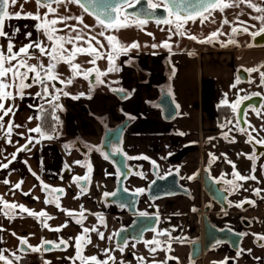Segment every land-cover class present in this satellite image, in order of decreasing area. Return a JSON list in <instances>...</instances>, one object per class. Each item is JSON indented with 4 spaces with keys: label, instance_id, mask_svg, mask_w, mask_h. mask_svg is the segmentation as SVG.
<instances>
[{
    "label": "crops",
    "instance_id": "crops-1",
    "mask_svg": "<svg viewBox=\"0 0 264 264\" xmlns=\"http://www.w3.org/2000/svg\"><path fill=\"white\" fill-rule=\"evenodd\" d=\"M16 28H19V32L15 36H11ZM33 29V24L30 28H21L20 25L13 29L6 27L5 32L10 34V38L16 46L14 50H18L19 47L30 42L28 38H24V34L33 32ZM34 41H38L37 38ZM133 41H137L140 47L133 48L126 54L120 53L115 56L114 66L119 69L116 71V75L119 77L117 86L128 91V98L134 93V89H139L142 92V100L138 105L131 107L125 99L113 101L115 95L103 97L101 91L94 87L92 88L93 96L77 94L75 96H79V99H73L74 96L61 98V107H58L57 128L53 135H48L52 136V139L43 138L40 133L29 131V129L40 126L39 115H33V117L29 113L30 110L24 115H20L17 108L14 110L15 115L19 116L12 115L13 117L9 121L21 127L13 129L10 136L11 143H8L9 137L6 136V126L9 121L4 123L5 129L0 130V164L12 161L8 168H0V173L9 175L8 181L11 185L22 181L20 189H17L12 197L4 198V200L22 204L37 213L41 210L45 211L53 217L46 221L50 228L54 229L67 223V226L62 227L59 232L52 231L44 227L42 222L44 218L31 216L27 212H20L19 209L10 213L14 218L6 217L3 214L6 209L2 208L3 205L0 204V249L6 250L4 254L12 259L13 264H23L25 259L28 261L33 259L32 262L36 264H46V262L49 264H73V260L70 258L76 257L75 238L77 236H85L91 240L90 243L81 241L84 256H96L101 261L107 260L110 255L114 256L115 260L109 261V264H121V262L123 264H140L137 257H143L144 264H153V262L163 264L166 257L178 258L170 259L172 264H219L231 255L228 252L229 246L224 244L220 253L219 249L215 248L195 261H188L190 247L185 241L194 239L200 233L197 207L202 203L203 194L200 190V180L195 179L194 175L204 165H208L212 169L214 176L228 181L233 180L232 165L235 164L236 171L241 175H255L256 177L254 180L235 181V184L242 185V187L264 184L257 168L253 171V168L245 166L240 161V157L244 156L241 153L248 152L245 146L232 141L231 137L225 138L226 131L222 123L227 121L219 114V106L225 104L224 101L215 105L209 104L205 108L203 73L206 71L208 75L211 72L218 57L228 60L229 63V83L227 85L229 89L225 88L230 92L227 102L231 105L239 97L241 79L237 73L238 59L235 55L239 48L231 45H213V47L197 49L187 46H172L171 51L169 49L153 50L143 47L144 44L141 43L143 40L135 39L130 40L129 43L126 40V45ZM6 48L7 38L4 43L5 51ZM32 51L35 58L30 63H38L41 56L38 51ZM109 51L111 49L101 52L104 54V58L99 61L98 65L102 69L104 67L103 71L106 67L109 68L107 59ZM191 58L196 59L194 76L197 82L195 90L199 99L196 109L191 107L190 99L193 95L187 82L189 72L186 66H189L194 60ZM139 71L145 76L141 77ZM161 84L166 85L178 107L177 115L172 120L164 118L160 106L150 107V103L156 101L160 96L156 86ZM234 84L235 87H233ZM117 102L120 103L121 108L118 120L130 118V123L123 134L121 147L129 164L136 168L125 183L126 188L134 191L138 188L145 190L154 178L153 166H156L161 175L173 170L178 171L181 181L188 184L193 193L192 196H167L153 201L145 195L142 196L139 204L140 211L158 214L159 222L156 230L158 233H166L163 238L166 246L168 242L171 243V251L166 249L159 255L157 252H150L151 245L146 246L144 242L134 248H124L123 252L119 251L118 247H112L118 227L127 222L131 216L125 210L120 211L106 201L104 193H112L116 189L118 169L108 158L105 159L104 153L97 150V147L103 138L105 128L103 118H108L109 126L118 123L110 122V109L112 104ZM210 102H213V99H210ZM85 109L91 112V117H87ZM29 117L33 118L29 119ZM29 137L32 138L31 143H29ZM77 137L92 149L87 155H84L76 147L74 142ZM38 139L42 143H46L44 145L46 151L42 157L38 154ZM217 143L225 144L228 148L224 152H220V148L214 147ZM22 145H27V150L17 152V149ZM13 153H16L15 160H12ZM213 156L216 157L214 162L212 161ZM129 157L133 159H129ZM142 157H147V159ZM75 161L82 163L76 164ZM217 161H225L228 168L219 169L216 164L214 165ZM89 163L92 168L91 173H88L87 165ZM52 174L53 176H51ZM85 175L90 176V179L84 184L85 186L74 182L73 177H84ZM189 177L193 178L189 179ZM41 182L63 187V194L56 195L61 208H57L55 202L45 203L47 196L40 186ZM24 193L29 194L24 195ZM244 194H246L244 199L249 197L248 192H244ZM56 198L52 200L55 201ZM239 201H241V197ZM239 201L237 198L234 200L235 203ZM62 209L72 210L74 215L69 216ZM81 211L84 213L83 217L79 215ZM97 214L103 217V223L100 222ZM232 214L234 215L232 217L233 226L238 227L240 213ZM77 220H81L82 223L78 224ZM93 227L102 232L105 238L100 239L97 232L94 231L83 232L84 228L92 229ZM20 238H26L28 245L36 247H39L43 241L59 243L61 238L68 244L66 247L48 251L41 249L25 251L21 249ZM151 238L152 235L147 237V239ZM147 239L145 241H149ZM253 240L254 238L248 235L241 253L236 256V262L227 261V264H264V252L253 243ZM105 249L110 251L106 253ZM12 253H16L19 259L12 256ZM34 253H39L41 259L32 258ZM75 264H80V260L76 259Z\"/></svg>",
    "mask_w": 264,
    "mask_h": 264
},
{
    "label": "snow or ice",
    "instance_id": "snow-or-ice-1",
    "mask_svg": "<svg viewBox=\"0 0 264 264\" xmlns=\"http://www.w3.org/2000/svg\"><path fill=\"white\" fill-rule=\"evenodd\" d=\"M18 0H0V37L7 38V48L6 51L3 49V47H0V130L5 129L4 124V118L8 116L9 114H15L13 109L14 105H11L9 107H5V103L7 101H14L17 97L20 99H23L25 96V89L33 87L34 85H40L42 88L41 92H37L35 95L37 97L41 96H49V88L47 82L54 81L59 79V74L55 71L56 66L60 62L67 63L70 67V71L72 73V76L67 80H60V83L62 84H71L72 80L78 76L82 75L85 79H88L89 76L92 75L94 69L89 68L87 70H84L81 68L80 64L74 63L77 55H90L94 57L89 62L93 65H95L97 59H101L104 57V54L100 52L99 48H102L103 45L100 44V41L97 40L96 36L89 35L87 39H85V35L83 33V30H78L73 25H68L65 23V28H68L71 32H75L76 35H67V36H61L57 35L59 31H62V29H58L56 27L59 23H64L68 20L75 19L78 21L79 24H83L84 28H88L89 25L84 24L83 17H71V16H57L56 18L49 19L50 14H55L57 12V9L53 7V4L59 6L61 4L65 3H75L79 5L84 12L94 15L96 23L104 30L114 29L119 30L122 28H128L133 25L136 27L142 28L143 25L148 23V19L150 17V14L152 12H155V10L159 8H163L167 15L163 19H157V24H165V25H174L175 31L173 32V28L169 27L168 31L175 35L184 36L186 35V32L184 31V26L189 22H195L198 18L200 20V23H204L209 19V16L211 13L215 10H219L223 12L226 8L231 7H238L239 4L244 3L247 4L249 8L254 10L258 15L252 16L251 19L257 20L260 22V28L252 32L251 35L253 37L257 35L264 34V6H261L260 4L254 3L253 0H200L199 6L196 8V11H188V6L184 5V0H148L147 2V8L141 9L139 12L132 11L128 12L127 9L134 8L135 5H138L141 3V0H119L118 3L106 6L103 9L102 13H96L92 10H90L84 3L83 0H36L37 5V11L35 13H24L23 12V6L21 5V11L11 13L9 12V7L15 6L17 4ZM25 2H30V0H25ZM94 2V0H93ZM40 8H46L47 11L41 16L39 9ZM32 19L34 21H38L34 25L35 29L37 31H43L44 35L47 37V40L51 42L50 46L44 45L42 41H31V32L25 33L26 38L29 39V43L25 44L18 48V50H14L16 48L15 44L13 43L12 39L10 38V34L4 31L5 28V20H11V19ZM229 21L225 18L223 20V24H228ZM241 25H243L245 22L240 21ZM251 27H255V25H252ZM244 31L248 32L249 28L247 26L243 27L242 29L238 27L232 28V33L235 34L238 31ZM19 32V28H16L11 33V36H15ZM149 36H152V33H147ZM99 36H105V31H101L98 33ZM223 35L222 31L220 29H217L216 31L209 34V36L205 37L202 40H198L200 43H211L213 41L218 40L219 36ZM106 40L108 41V44L110 46L111 51L107 53V59L109 62V68L107 69V72L112 71H118L114 66V58L115 56H118L120 53H127L133 48H139L140 45L137 41H133L129 45H123L119 42L118 38L114 35H107ZM189 39L197 40V37L195 35H189ZM169 40H171V35L169 36ZM169 40L161 42L160 45L153 44L152 47H164L169 49L171 51V44L169 43ZM93 41L96 42L97 45H99V48L94 46ZM80 42H83L87 44V47H84L81 45ZM236 43L234 39H230L227 41V44H233ZM66 44H71L72 48L71 50L67 49L65 47ZM227 44H222V46H227ZM32 50H36L39 52L40 56H46L49 60V63L45 65L42 60H38V63H30V61L35 58L34 52ZM190 55L192 53H189ZM96 71V82L97 83H103V81L99 78L102 75H106L107 72H100L98 69H95ZM249 72H260V83L261 85H264V71H260L259 68H252L248 69ZM236 85L234 84L233 87ZM14 90V91H13ZM114 91H124L123 89ZM59 92L60 90H57L56 95H52L51 100H49V104L52 105L53 109L56 107H61L58 104H53V101L59 100ZM63 95L68 96L70 95L68 92H63ZM80 95H84V93H81ZM130 95V94H129ZM253 95H259V93H253ZM73 99H79V96L72 97ZM90 98V97H89ZM250 99L249 96H243L238 98L233 104H231V108L233 112H236L238 109V106L243 102V100ZM225 104H227V100L224 101ZM41 111H43V107L41 106ZM256 111L257 115H260V111L258 109H253ZM33 117H29V119H32ZM58 119V117H54ZM237 124H239V121H237ZM20 125H15L12 121H9L6 126V136L9 137L8 143H11V133L14 128H19ZM249 127H252L249 125ZM241 133H246L248 135V141L252 142L255 137L252 136L251 132H248L247 129L240 127L238 129ZM255 131V129H252ZM30 132L34 133H40L43 138L52 139V136H48L42 128L38 125L35 128L29 129ZM225 138L227 139V134H225ZM32 138L29 137V143H31ZM255 142L257 144H264V140L256 139ZM27 145H22L17 149V152L19 151H25L27 150ZM67 147V146H66ZM98 150V149H97ZM115 152H120V148H115ZM241 155H247V154H241ZM107 155H105V159H107ZM143 159H147V157H142ZM249 159H255V153L248 156ZM16 159V153L12 154V160ZM129 159H133L132 157H129ZM216 157H212V161L214 162ZM12 161L10 160L8 163L0 164V168H8L9 164ZM76 164H81V161H75ZM229 163H232L229 161ZM155 164V162H153ZM233 166V180L226 181L227 184L232 185V190L235 191L238 187H242V185L235 184V181H245L248 179H256L255 175H249L244 176L241 175L238 171H236L235 164ZM67 167V165H65ZM88 173H91L92 168L91 164L89 163L87 165ZM255 169L253 168V171ZM35 175V173H33ZM141 175H143L141 173ZM193 177H189V179H192ZM90 176L85 175L84 177H73L74 182L79 183L81 180H89ZM3 183L8 184V180H4ZM21 182H18L14 185L16 189H19L21 186ZM42 184L43 190H48L49 186ZM82 188V192H83ZM63 189H51L49 192V196L52 195V193H60L63 194ZM127 191V189H125ZM144 191V189H136L135 192L137 194H140ZM257 195L260 194V189L254 190ZM29 193H24V195H28ZM115 196L116 193H104V196ZM55 202L57 208H61L60 203L58 202V197L55 201L52 199H45V203H53ZM244 203H254V201L245 200L237 203L236 207H242ZM0 204L3 205V208L6 209L4 211V215L8 218H14L10 215V213L15 210L19 209L20 212H27L29 215L37 217V218H44L42 221L44 223V227L49 228V230L57 231L59 232L62 227H66L67 223H65L62 226H59L57 228H50V226L46 223L47 220L53 219V217L49 216L45 211L41 210L39 213L30 210L26 208L22 204H16V203H10L3 199V197H0ZM67 213V215L72 216L74 215L72 210L62 209ZM195 211V209H193ZM81 217H83L84 213L81 211L79 213ZM99 216V214H97ZM140 216H147L148 214L146 212H140ZM100 222L103 223V217L99 216ZM78 224L82 223L81 220L76 221ZM155 231V229H152ZM90 231L97 232V235L100 237V239H104V234L102 232H99L95 227L92 229L84 228L83 232L88 233ZM15 235V233H13ZM165 235V233H157V236ZM244 235H247L245 233ZM257 237V239L264 241V235L260 234H253ZM111 239V237H109ZM84 240L86 243H90V238H86L85 236H77L75 238V246H76V257L70 258L73 260V264H75V260L79 259L80 264H109V261H114V256H109L107 260H99L96 256L86 257L82 254L81 249V241ZM21 244H27L26 238H20ZM145 245H154L153 247H150V252L155 253L158 248L161 246V241L157 239L156 237H153L150 241H144ZM43 244H53L55 248H60L61 245L67 246L68 242L65 241L63 238L60 239L59 243L52 242V241H43L42 244L39 247L31 246L32 251H39L40 248L43 247ZM125 246H127V240H125ZM132 247H135V244L132 245ZM118 250L123 252L124 247L118 245ZM167 250L171 251V243H167ZM6 250L0 249V262H3V264H13L12 259H10L8 256L4 254ZM110 250L105 249V252H109ZM249 252L251 250H248ZM239 255V253H238ZM12 256L16 257V259H19L18 256H16V253H12ZM137 259L140 261V264H144V258L143 257H137ZM168 259H178L175 257H168ZM46 264H49V262H46ZM123 264V262H121ZM155 264V262H153ZM163 264H166V261L163 262ZM219 264H227V258H225L224 261L219 262Z\"/></svg>",
    "mask_w": 264,
    "mask_h": 264
},
{
    "label": "rangeland",
    "instance_id": "rangeland-1",
    "mask_svg": "<svg viewBox=\"0 0 264 264\" xmlns=\"http://www.w3.org/2000/svg\"><path fill=\"white\" fill-rule=\"evenodd\" d=\"M254 3L260 4L261 6H263V0H253ZM21 5L23 6V12L24 13H35L37 11V5H36V0H30V2H25V0H18L17 4L15 6H11L9 7V12L11 13H15V12H19L21 11ZM53 7H55L57 9V12L55 14H50L49 15V19H53L56 18L57 16L63 17V16H71V17H83V21L84 24L89 25L88 28H84L83 24H79L77 20L75 19H71L68 20L64 23H59L56 25V27L58 29H62V31H59L58 33H56L57 35H61V36H67V35H72L75 36L76 33L75 32H71L68 28H65V23H67L68 25H73L75 26L78 30L82 29L83 33L85 35V39H87V37L89 35L91 36H96L97 40L100 41V44L103 45L102 48H99V45L96 44L95 41H93L94 46L98 47L100 52L105 51V50H109L110 46L108 44V41L106 40V36L107 35H114L118 38L119 42L123 45H126V40L128 41V43L130 42V40H143L141 41L143 45V47L149 48V49H153V50H167V48L164 47H156L153 48L152 45L156 44V45H160L161 42L169 40V36L171 35V40H169V43L171 44V47H182V46H187L188 48H208V47H213L214 45V41L211 43H200L198 42V40H202L205 37L209 36L210 33L216 31L217 29H220L223 33V35H220L218 40H216V42H219L221 45L222 44H227V41L230 39H234L236 41V43H233V45H235L237 48H239V51L235 54L237 55V59H238V69H237V73L239 71L240 68H247L249 66H254L256 64H258L261 60V53H257L252 49H249L251 46H253V36L251 35L252 32L257 31L260 28V22L254 19H251L252 16H256L258 15V13H256L254 10H252L251 8H249L247 6V4L241 3L239 4L238 7H231V8H226L223 12L219 11V10H215L211 13V15L209 16V19L207 21H205L203 24L200 23L199 18L195 21H189L185 26H184V31L186 32V35L184 36H180V35H175L172 34L168 31L169 27L173 28V32L175 31V27L174 25H165L163 23L161 24H157L154 21H148L147 24L143 25L142 28L140 27H136L135 25L128 27V28H122L119 30H114V29H109V30H104L102 29L97 23L96 20L93 16H91L90 14L84 12V10L77 4L75 3H65V4H61L59 6L53 4ZM47 11L46 8H40L39 12L41 14V16H43V14ZM227 19L229 21L228 24H223V20ZM240 21H244L245 23L243 25H241L239 22ZM38 23V21H34L32 19H26V18H21V19H11V20H5V28L4 31L6 29V27L8 26L9 28H15L17 26H21V28L24 27H28L30 28L31 25L33 24V26ZM252 25H255V27H251ZM247 26L249 28L248 32H244L242 30L238 31L237 33L233 34L232 33V28L233 27H238L240 29H242L243 27ZM31 30V29H30ZM101 31H105V36H99L98 33ZM32 32V31H31ZM147 33H152V36H149ZM189 35H195L197 37V40H193V39H189L188 36ZM25 36V34H24ZM26 38V36L24 37ZM35 38H37L38 41H42L44 43V45L46 46H50L51 42L47 40V37L44 35L43 31H37L34 27L33 32H32V36H31V41L35 40ZM6 42V38L5 37H0V47H3L4 49V43ZM82 46L87 47V44L80 42ZM65 47L69 50H71L72 45L71 44H66ZM104 58V57H103ZM103 58H101L100 60H102ZM92 56L90 55H86V54H82V55H77L74 63L80 64L81 68L84 70H87L90 68V66H92L93 64H91L89 61L92 60ZM192 59V58H191ZM194 59V60H193ZM191 64L189 66H186L188 69V79L187 82L189 84L190 87V92L193 95L192 98L190 99V103H191V107H193L194 109H196L198 107V97H197V91L195 90L196 87V77L194 76V73L196 72V59L193 58ZM41 60L43 61V63L45 65H47L49 63V60L46 56H41ZM206 62V61H205ZM97 63V61H96ZM95 63V64H96ZM214 68L211 70V72L207 75L206 71H204L203 73V88H204V101L206 102V107L209 104H217L220 101H225L228 100L229 98V93L228 92L229 89L227 87L228 83H229V63L228 60H223L221 57H218V60L215 61L214 63ZM104 70L101 68V72H107V67ZM55 71L59 74V79H57L59 82L60 80H65L67 81L71 76L72 73L70 71V67L67 63L64 62H60L57 64ZM111 72H107L106 75H102L101 79L103 81V83H100L98 85V90L101 91V95H103V97H105L106 95H111V97L114 96V94L111 92V88L115 85H117L119 83V77L118 75H116V71H113L111 74ZM48 84V88H49V96H41V97H37L35 94L37 93V91H42V88L40 85H34L33 87L27 88L28 90L25 91V96L23 99H20L19 97H17L14 101H7L5 104V107H9L11 105H14V110H18L20 115H24V113H26L27 111L30 110V114L33 116H37L39 115V109L41 107V103L42 101L46 100V99H51L52 95H56L57 94V90H60L59 92V98H63V97H69V96H75L77 94H81L84 93V95H88V96H93V90L90 86V83L88 82L87 79H85L82 75H78L76 76L73 80L71 84H64V87H59L56 86L54 84H52L51 82H47ZM225 88H227L225 90ZM30 89V90H29ZM26 90V89H25ZM251 90H254L253 84L248 83L247 81H241L240 80V93H239V97H243L245 96L247 93H249ZM63 92H68L70 95L65 96L63 95ZM213 92V94H212ZM90 93V94H89ZM95 95V94H94ZM125 97L123 98V100L125 99L127 102H129V106L133 107L136 106L140 103V101L142 100V92L139 91V89H134V93L128 98ZM237 98V99H238ZM210 99H213V102H210ZM236 99V100H237ZM114 100L117 101H121L122 99L118 98L117 96H114ZM235 100V101H236ZM125 101V102H126ZM234 101V102H235ZM18 105V106H17ZM120 103H113L112 107L110 109V117H111V121L110 122H119L118 118H119V114H120ZM57 110V109H56ZM85 114H87V117H91V112L87 111L85 109ZM13 114H9L8 116H6L4 118V123H6V121H9L10 119H12L13 116H19V115H13ZM33 116V117H34ZM117 124V123H116ZM115 124V125H116ZM223 127H225L227 125V129H225V134L229 133V134H233L236 135L235 138V142H239L241 141L240 138L245 139L246 135L245 133H241L238 129L240 128L239 124L234 123V125H232L233 123L230 122H223ZM225 124V125H224ZM6 137V136H5ZM39 140V139H38ZM46 143H42L41 140H39V150H38V154L40 157H42L43 153L46 151L44 150V145ZM221 148L219 149L220 152H224L226 148H228L227 145H223L221 144ZM247 151H245V153L247 155H244L242 157H240V161L245 165V166H250V168H259L261 165V160H257L255 159H249L248 156L252 155V152H250V149L248 148ZM240 151L242 152V149H240ZM238 153V151H237ZM243 154H245L244 152H242ZM241 153V154H242ZM263 160V159H262ZM227 163H225V161L222 162V169H227ZM259 172L258 174H260L261 169H258ZM12 176V175H10ZM53 176V174L51 175ZM131 176V175H130ZM129 176V177H130ZM9 175H6L5 173H0V197L7 198V197H12V195L17 191V189L14 187V185L8 183L5 184L3 183L4 180H8ZM128 177V179H129ZM53 178V177H52ZM128 179L126 180V182L128 181ZM248 187L243 186L241 187L238 191V195L241 197V200L244 199V197L246 196V194H244V192H250L251 189L255 188L258 189V187H261V190H264V184L262 185H247ZM20 189V188H19ZM238 189V188H237ZM247 190V191H246ZM261 194V192H260ZM249 196H251L249 194ZM3 208V206H2ZM240 210L245 209V207H238ZM247 208V207H246ZM244 215H247L248 217H254V219L256 221H259V224H262V229H264V204L259 205L256 208H249L246 209L243 212ZM259 228V227H258ZM153 232H148L146 234V238L150 237L152 235ZM153 237L151 239H147V240H152ZM161 241V246L160 248L157 249V255L163 253L166 249V242H163L162 239H159ZM140 245L139 243L136 244ZM154 245H151V247H153ZM112 247H118V245L114 242L113 239V243H112ZM137 249V248H136ZM138 250V249H137ZM33 259H31L32 261Z\"/></svg>",
    "mask_w": 264,
    "mask_h": 264
},
{
    "label": "water",
    "instance_id": "water-1",
    "mask_svg": "<svg viewBox=\"0 0 264 264\" xmlns=\"http://www.w3.org/2000/svg\"><path fill=\"white\" fill-rule=\"evenodd\" d=\"M119 0H83V3L92 11L96 13H102L106 6L118 3ZM148 0H141V3L135 5L134 8L127 9L128 12L137 11L147 8ZM200 0H184V5L188 6V11H196L199 6ZM167 13L161 7L155 12L150 14L148 20L156 21L157 19H163ZM95 17L94 15H92ZM253 43L260 45L264 43V34L253 37ZM220 45V43H217ZM239 76L243 79H247L248 71L245 68L239 69ZM162 95L158 101V104L163 110V116L167 120H172L178 112V107L170 92L164 88L161 90ZM119 92V91H117ZM125 94V93H124ZM122 94V95H124ZM260 95L250 96V99L243 100L238 112V119L245 127V110L250 101L254 98H259ZM130 119H124L115 127H107L100 149L107 155L108 159L118 169L117 185L115 189V196H107L108 202L115 203L119 208H125L129 214L133 216V220L129 225H123L119 228L116 235V243L120 246L125 244V240L129 237L133 239L141 240L143 234L152 230L158 223L159 216L156 212H146L147 216H140L138 205L140 198L145 195L148 199L154 200L166 196H174L179 194L190 195L191 191L188 186L180 181V174L178 171L173 170L164 175L158 173L157 167H154V178L148 184L147 188L140 194H137L134 190H129L125 186L126 179L132 173L133 168L128 164L126 154L122 150V136L128 126ZM115 148H120V152H115ZM195 179H199L202 182L204 191L218 203L222 204L224 209L229 207L227 197L229 194L228 189L222 187L225 184L223 180L214 179L208 169H204L198 173ZM85 182V181H84ZM127 189V191H125ZM203 221V235L201 239L193 240L190 242L191 246V258L196 259L203 255L204 251H207L211 246L226 243L233 249L238 250L240 248L241 241L244 237V233L232 229L228 226L218 227L214 225L208 217L207 208L204 209L202 216ZM64 245H61L63 247ZM55 248L53 244H43V250H50ZM21 249L25 251H31L28 244H21Z\"/></svg>",
    "mask_w": 264,
    "mask_h": 264
},
{
    "label": "flooded vegetation",
    "instance_id": "flooded-vegetation-1",
    "mask_svg": "<svg viewBox=\"0 0 264 264\" xmlns=\"http://www.w3.org/2000/svg\"><path fill=\"white\" fill-rule=\"evenodd\" d=\"M92 16V15H91ZM95 18V17H94ZM148 21H152V20H148ZM156 22V21H154ZM217 43L219 42H216L214 41V45H217ZM253 43V42H252ZM221 45V44H220ZM219 45V46H220ZM227 45H231V46H235L233 44H227ZM249 49H252L254 50L255 52L257 53H261L262 57H261V60L258 64L254 65V66H249L247 68H245L246 70L248 69H252V68H259L260 71H264V43L263 44H260V45H255L253 43V46H251ZM94 58V57H92ZM97 63L95 65H92L90 66V68L94 69L93 73L91 76H89V78L87 79L88 82L90 83V86L91 88H94V87H97L98 88V85L100 83H97L96 82V71L95 69H98L100 72H101V67L98 65L100 59H97L96 60ZM141 73V77H144L145 74L142 73L141 71H139ZM238 76H239V72H238ZM248 78L247 79H243L239 76V78L241 79V81H247L248 83L250 84H253V87H254V90H251L249 93H247L245 96H253V93H259V95L261 96L260 99L259 98H254L250 101V103L247 105L246 107V110H245V120H246V125L245 129H247L248 132H251L252 136L255 137V139L252 141V142H247L248 141V135L245 133L246 137L245 139H242L240 138L241 141H237L236 143H238L239 145H244L245 146V149H250V152L255 153V158L259 161L261 160V165H260V174H261V177L263 178L264 180V144H257L255 142L256 139H259V140H264V85H261L260 83V72H249L248 71V74H247ZM101 79V76L99 77ZM102 80V79H101ZM51 82L52 84L56 85V86H59V87H64V84L60 83L58 80H54V81H49ZM156 88L158 89V91L160 92V96L158 97V99L154 102H151L150 103V107H155V106H160L158 104V101L162 95V89L164 88L166 91L167 90V87L165 84H161V85H157ZM114 89L116 90H119V89H123L124 91H114ZM111 92L117 96L118 98L120 99H123L125 97H127L128 95V91L120 86H113L111 88ZM169 92V91H168ZM125 93V94H124ZM124 94V95H122ZM172 95V94H171ZM51 100V99H49ZM48 99L42 101L41 103V106L44 107L45 104H48L49 101ZM60 101H61V98H59L58 101H53L52 103L53 104H58L60 105ZM221 105H228L230 107V113L225 115L224 116V120L227 121V122H230V123H233L232 125H234V123H236L237 121H239L238 119V112H239V108H240V105L238 106V109L236 112H233L232 108H231V105L229 103L227 104H221ZM220 105V106H221ZM161 107V106H160ZM41 109V107H40ZM39 109V121H40V115H41V110ZM56 114H57V117H58V107H56ZM253 109H258L260 111V115H257L256 111H254ZM226 116H229V119L226 120L225 117ZM130 119L129 117H126V118H123L122 120H120L116 125H113V126H109L108 125V118L107 117H104L103 118V121H104V125H105V128H104V132L106 130L107 127H115L117 126L120 122H122L124 119ZM130 123V122H129ZM129 125V124H128ZM225 125V124H224ZM249 125H251L252 127H249ZM239 126L242 127V124L241 122L239 121ZM57 128V126H56ZM127 128V127H126ZM227 129V125L224 127ZM255 129V131H253L252 129ZM126 130V129H125ZM104 132H103V136H104ZM125 132V131H124ZM55 133V132H54ZM54 133H50V134H47V135H53ZM124 134V133H123ZM228 137H231L232 138V141H236L235 138H236V135H233V134H229V133H226ZM123 138V136H122ZM102 141H103V138H102ZM102 141H101V144H102ZM75 145L76 147L84 154V155H87L92 149L89 148L79 137H77L75 139ZM101 144L97 147V149L104 153L100 147H101ZM214 147H218V148H221V144L220 143H217L216 145H214ZM105 155V153H104ZM128 159V158H127ZM263 159V160H262ZM129 164V162H128ZM216 164V166L219 168V169H222V162L220 161H217L214 163V165ZM130 165V164H129ZM132 168H133V171L136 170V168L132 165H130ZM154 167L156 166H153V169ZM257 168V167H256ZM257 168V169H259ZM204 169H208L210 171V174L211 176L216 179V180H223L225 182L224 185H222V187L228 189L229 191V194H228V197H227V201L230 203L229 204V207L227 209H224L222 204L218 203L216 200L212 199L203 189L202 187V182L200 181V190L202 191V203L197 207L198 209V212H199V235L197 237H195L194 239H187L185 242L186 244L190 247V257L188 259V261H195L201 257H203L205 254L209 253L212 251V249H219V253L221 252V247L226 244V243H222V244H218V245H214V246H211L207 251H204L203 252V255L201 257H198L196 259H192L191 258V246H190V242L193 241V240H197V239H201L202 238V235H203V221H202V216H203V213H204V209L207 208V213H208V217L210 218L211 222L218 226V227H224V226H228L232 229H235V230H239L241 232H243L244 234L247 233V235H244L242 241H241V244H240V248L238 250H235L233 249L229 244H227L229 246V250L228 252H230V256H228L229 258L227 259V261H235L237 260L236 256L238 253H241L242 251V248H243V245H244V241L246 239V237L248 235H250L251 237L254 238L253 240V243L260 247L263 252H264V241H261L259 239H257V237L253 234H260V235H264V229H262V224H259L260 220L259 221H256L254 218L252 217H248L247 215H244L243 212L246 210V209H249V208H256L258 207L259 205L261 204H264V190L262 189L261 190V187H258V189H260L261 191V194L257 195L256 192L254 191L255 188L251 189L249 194L251 196H249L248 198H245V199H242L241 201H245V200H250V201H254V203H244L243 204V207H245V209L243 210H240L238 207H236L235 205L237 204V202L235 203L234 200L235 198H237V200L239 201L240 200V196L238 195V191H240L239 189L241 187H238V189H236L235 191L232 190L233 186L231 185H227L226 181L224 178H221V177H216L214 176V174L212 173V169L208 166V165H204L195 175L194 177L202 172ZM132 171V173H133ZM131 173V174H132ZM130 174V175H131ZM129 175V176H130ZM128 179V178H127ZM126 179V180H127ZM199 180V179H197ZM85 180H81L79 182L80 185L82 186H85L84 184L86 183V181L84 182ZM181 181V179H180ZM182 182V181H181ZM264 182V181H263ZM126 183V182H125ZM183 183V182H182ZM43 184L45 185H48L49 186V189L46 191V190H43L45 195L47 196V198L49 199H54L56 198V195H59L60 193H52L51 196H49V192L51 191V189H63L62 186H53L51 183H45L43 182ZM185 184L186 186L189 187L188 184L186 183H183ZM42 186V184L40 185ZM190 188V187H189ZM64 190V189H63ZM115 191V190H114ZM191 193L190 195L188 196H192L193 193H192V190L190 189ZM179 195H184V194H179ZM175 196V195H174ZM167 197V196H166ZM142 198V197H141ZM141 198H140V202L139 204L141 203ZM155 200V199H154ZM107 201V200H106ZM153 201V200H151ZM239 201V202H241ZM108 202V201H107ZM238 202V203H239ZM110 204L114 205L118 210L122 211V210H125L127 212V210L125 208H119L118 205H116L115 203H112V202H109ZM139 207V205H138ZM247 207V208H246ZM236 208V209H235ZM128 213V212H127ZM232 213H240L238 215V222H239V226L238 227H235L233 226V214ZM129 214V213H128ZM130 219L125 222L123 225H129L132 220H133V216L130 214ZM158 222H159V219H158ZM122 225V226H123ZM158 225V223H157ZM157 225L156 227L154 228L155 231L153 230H148L146 231L143 236H142V239L141 240H138V239H133L131 237H129L127 239V246H125V244L122 246L124 247L125 249L128 248V247H132L133 244H135V247H136V244H140L141 242H144L147 238H146V234L148 232H153L152 233V237H156L157 239H162L165 238L164 236L165 235H160V236H157ZM121 227V226H120ZM117 229L115 235H114V242L116 243V235H117V232L119 230V228ZM259 227V228H258ZM252 230H255L252 232ZM261 230V232H259ZM166 234V233H165ZM164 242V240H163ZM117 244V243H116ZM118 245V244H117ZM64 247V246H63ZM62 248V247H61ZM134 248V247H132ZM42 251H48V250H43L42 248H40ZM55 249V248H53ZM167 249V247H166ZM165 249V250H166ZM52 250V249H50ZM165 252V251H164ZM39 258L41 259L40 257V254L39 253H34V257L33 258ZM166 257V256H165ZM44 259V258H43ZM264 260V259H263ZM165 261H166V264H172V261L170 259H168L167 257L165 258ZM45 264V263H43ZM157 264H160V263H157Z\"/></svg>",
    "mask_w": 264,
    "mask_h": 264
},
{
    "label": "trees",
    "instance_id": "trees-1",
    "mask_svg": "<svg viewBox=\"0 0 264 264\" xmlns=\"http://www.w3.org/2000/svg\"><path fill=\"white\" fill-rule=\"evenodd\" d=\"M230 113V107L228 105L219 106V114L221 118H224L225 115ZM57 117L56 108L53 109L51 104H45L43 107V111H41L40 115V127L46 134L54 133L57 126ZM28 262L27 259L23 261V264Z\"/></svg>",
    "mask_w": 264,
    "mask_h": 264
},
{
    "label": "built area",
    "instance_id": "built-area-1",
    "mask_svg": "<svg viewBox=\"0 0 264 264\" xmlns=\"http://www.w3.org/2000/svg\"><path fill=\"white\" fill-rule=\"evenodd\" d=\"M226 120L229 119V116H226L225 117ZM34 257V255L32 256V258ZM26 264H36L35 262H32V261H28Z\"/></svg>",
    "mask_w": 264,
    "mask_h": 264
}]
</instances>
